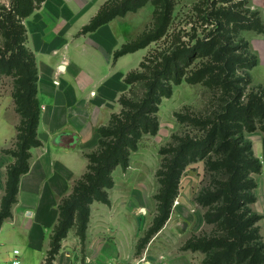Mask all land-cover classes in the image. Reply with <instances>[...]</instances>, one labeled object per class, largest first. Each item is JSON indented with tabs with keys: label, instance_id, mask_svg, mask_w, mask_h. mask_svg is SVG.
I'll return each instance as SVG.
<instances>
[{
	"label": "trees",
	"instance_id": "obj_1",
	"mask_svg": "<svg viewBox=\"0 0 264 264\" xmlns=\"http://www.w3.org/2000/svg\"><path fill=\"white\" fill-rule=\"evenodd\" d=\"M43 1L16 0L14 14L10 12L0 19V30L7 40L5 51H0V71L14 70L21 76L15 99L17 111L22 116L17 137L18 151L14 153L17 161L8 170L6 192L1 202L0 228L3 221L11 216L21 176L30 169L27 160L31 148L42 145L38 138L40 104L37 98V66L34 55L21 46L24 30L18 24L40 7ZM147 2L109 0L90 24L83 28V33L94 31L128 12H136ZM152 3L156 7L153 27L135 41L123 45L116 52V57L145 48L166 34L171 4L166 0H152ZM260 22H254L249 27L244 25L242 29L263 32L264 25ZM242 42L243 45L235 47L215 36L198 40L195 46L179 43L157 58L146 59L141 63L142 72L128 76V84L136 80L143 83V96L134 99L122 95V111L112 116L108 126L99 129V149L87 156V173L60 205V221L52 237L49 262L58 253L61 240L71 228L77 227L78 235L85 239L90 205L94 201L110 202L108 190L115 185L112 175L114 169L121 166L127 171L131 153L139 149L143 136L155 135L159 130L158 112L162 98H170L173 85L186 81L203 83L213 90L218 95L219 109L205 117L181 113L176 115L180 122L189 124L200 134L175 136L171 144L160 149L163 155L162 168L158 173L161 187L156 195L159 214L141 239L139 250L169 219L179 179L185 168L197 159L214 153L219 159L212 160L210 156L208 164L219 174V180L213 190L200 193L198 202L203 207H211L205 214V220L209 224L219 225L221 231L217 235L189 239L183 250L206 253L203 264H264V244L257 226L262 216L250 206L256 201L253 192L256 182L251 175L260 173L262 165L244 134L245 131L257 129L264 131V90L256 92L252 89L246 94L252 84L251 70L258 60L249 52L248 43ZM240 49L243 50L238 53ZM198 55L208 57V60L187 73ZM237 65L239 70H243L244 76L237 74ZM64 145H71L70 141H64Z\"/></svg>",
	"mask_w": 264,
	"mask_h": 264
},
{
	"label": "crops",
	"instance_id": "obj_2",
	"mask_svg": "<svg viewBox=\"0 0 264 264\" xmlns=\"http://www.w3.org/2000/svg\"><path fill=\"white\" fill-rule=\"evenodd\" d=\"M108 1L44 0L24 19L27 47L37 62L41 109L38 138L42 145L31 148L30 169L21 176L11 216L1 225L0 264L16 260L20 264H202L203 256L198 252L179 251L184 245L178 244L179 239L185 238V243L189 237L188 232L180 233L174 211L139 250L141 239L153 225L156 207L149 210L148 205L131 199L126 181L130 164L126 172L121 167L114 169L115 185L108 190L110 202L94 201L90 205L85 239L76 227L71 228L61 240L58 253L48 261L60 221V205L87 173V156L99 148V129L120 113L125 79L147 53L141 48L116 57L123 45L145 32V19L132 22L131 17L147 5L83 33ZM250 3L264 23V0ZM243 35L264 68V31L247 30ZM254 82L264 88V81ZM6 112L4 108L0 117V148L13 138L20 122V118ZM64 141L71 145H64ZM0 179L1 209L6 180L1 175ZM143 190L148 197L147 189ZM260 209L263 218L259 226L264 236V204Z\"/></svg>",
	"mask_w": 264,
	"mask_h": 264
},
{
	"label": "rangeland",
	"instance_id": "obj_3",
	"mask_svg": "<svg viewBox=\"0 0 264 264\" xmlns=\"http://www.w3.org/2000/svg\"><path fill=\"white\" fill-rule=\"evenodd\" d=\"M166 1L167 3L171 4L172 7L167 32L163 37L151 42L147 47H145L147 53L141 63L146 59L152 60V58L159 57L160 54L169 51L172 46L179 43H186L189 46H195L198 40H208L209 38H213L215 36H219L220 40L224 41L225 43L227 42V44L231 43L232 46H241L243 45V40L248 43L247 39L243 35L245 31L249 30L261 33L254 29H242L244 25L249 27L253 25L254 22H259V20L261 21L260 24L264 25L259 13L252 7L250 0ZM15 5L16 0H0V19H2V16H5L10 12L13 13ZM145 5H147L146 9L140 14L132 15L131 19L132 22L137 21L139 18L142 20L145 19L147 22L145 31H148L153 27L155 19L154 10L156 7L152 3V0H148ZM235 15H237V18ZM13 18L16 21H19V19L15 18L14 16ZM18 25L22 26L24 30L22 33L23 42H21V46L26 48L34 55V53L27 47V29L24 21L20 20ZM246 36H248V33H246ZM250 36L252 35L249 34V37ZM250 40L252 41L251 38ZM6 41L7 40L5 37H3V33L0 30V51H5ZM254 47L255 46L253 44V48ZM242 50L243 49H240L237 52L241 53ZM249 52L255 56L251 52L250 47ZM9 55L10 53L8 52L7 56ZM207 60L208 57H202L198 55L193 65L187 70V73H190V70L194 68L196 69V67ZM141 63L136 68H134L130 74L142 72L144 69L141 67ZM236 67H238L237 74L244 76L242 75L243 70H239V65ZM252 70L251 76L254 77V81H264V68L262 65L258 64ZM129 75H127L126 79ZM20 77L21 76L18 75L14 70H4L3 72L0 71V117H2V110L6 108V113L9 116L11 113H13L16 117L20 118V122L16 127L13 138L0 148V175L3 181L4 179L7 181L8 170L17 161L14 153L18 151L17 137L19 133V127L22 124V116L17 111L15 94L19 87L18 84ZM253 77L252 84L246 90V94L252 89L256 92L261 89L264 90L262 86L255 84ZM126 79V90L124 93H122V95H127L134 99L141 98L144 93L143 83L140 80H136L133 83L128 84ZM217 97L218 95L203 83L192 84L183 81L179 85H173V94L170 98H162L158 112L160 126L157 134L144 135L140 140L139 149L131 153L129 163L131 165V172L126 181L128 188H130L129 192H132L131 199L135 203L148 205L149 210H153L154 207H156V215L159 214L156 195L161 187L158 173L162 168L161 165L163 163V155L160 153V149L171 144L174 141L173 137L175 136H182L186 133H188L190 136L200 134L198 130L194 129L189 124L180 122L176 115L181 113L187 114L189 116L205 117L207 115L213 114L219 109ZM120 105L122 111L121 102ZM244 134L246 141L251 142L254 155L262 165V170L260 173H253L251 175L256 182V188L253 191L254 195L256 196V201L250 206L255 213H258V211L261 210L260 206L264 204V131L257 129L253 132L245 131ZM210 156L212 157V160L219 159L217 155L210 153L205 158L197 159V161L190 163L185 168L179 179L177 196L172 205V212L174 211V213L178 214L179 231L180 233L188 232V240L217 235L221 231L219 225L209 224L205 220V214L208 210H210L211 207H203L202 204L198 202V196L200 193L205 192L206 190H213L218 183L217 181L219 180V174L212 170L208 164V159ZM30 158L27 160L28 163ZM116 174L119 175V173ZM143 189H147L150 198L149 196L146 197ZM259 222L257 223V226H259ZM259 230L262 237V242L264 244V236L260 226ZM179 240L180 241L178 244L183 243L185 245V238L181 237ZM171 242L173 241L170 240V243ZM165 243L166 242H164V244ZM184 245L180 246L179 251H183ZM194 252H198L203 256L201 262L203 264L207 254L200 250Z\"/></svg>",
	"mask_w": 264,
	"mask_h": 264
},
{
	"label": "built area",
	"instance_id": "obj_4",
	"mask_svg": "<svg viewBox=\"0 0 264 264\" xmlns=\"http://www.w3.org/2000/svg\"><path fill=\"white\" fill-rule=\"evenodd\" d=\"M15 254H19V251H15ZM13 264H20V261L16 260Z\"/></svg>",
	"mask_w": 264,
	"mask_h": 264
},
{
	"label": "water",
	"instance_id": "obj_5",
	"mask_svg": "<svg viewBox=\"0 0 264 264\" xmlns=\"http://www.w3.org/2000/svg\"><path fill=\"white\" fill-rule=\"evenodd\" d=\"M63 67V66H62Z\"/></svg>",
	"mask_w": 264,
	"mask_h": 264
}]
</instances>
